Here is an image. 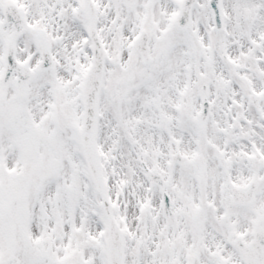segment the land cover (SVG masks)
Returning <instances> with one entry per match:
<instances>
[{
    "label": "snow or ice",
    "instance_id": "obj_1",
    "mask_svg": "<svg viewBox=\"0 0 264 264\" xmlns=\"http://www.w3.org/2000/svg\"><path fill=\"white\" fill-rule=\"evenodd\" d=\"M0 264H264V0H0Z\"/></svg>",
    "mask_w": 264,
    "mask_h": 264
}]
</instances>
